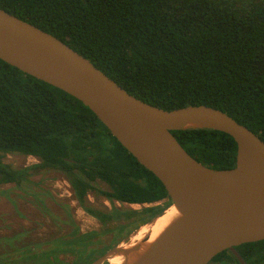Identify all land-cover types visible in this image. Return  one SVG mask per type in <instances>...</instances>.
I'll use <instances>...</instances> for the list:
<instances>
[{
	"label": "trees",
	"instance_id": "obj_1",
	"mask_svg": "<svg viewBox=\"0 0 264 264\" xmlns=\"http://www.w3.org/2000/svg\"><path fill=\"white\" fill-rule=\"evenodd\" d=\"M0 8L63 41L135 98L169 111L216 108L264 141V0H0ZM172 134L201 164L236 166L229 135ZM9 154L40 163L15 169L4 161ZM51 170L66 176L83 207L90 191L143 207L114 213L84 207L107 228L137 229L172 205H158L168 198L163 184L82 102L0 60V185L21 188ZM96 181L109 190L97 189ZM235 249L246 264H264V241ZM39 254L28 248L16 260L58 262V251ZM215 259L239 264L229 251Z\"/></svg>",
	"mask_w": 264,
	"mask_h": 264
},
{
	"label": "water",
	"instance_id": "obj_2",
	"mask_svg": "<svg viewBox=\"0 0 264 264\" xmlns=\"http://www.w3.org/2000/svg\"><path fill=\"white\" fill-rule=\"evenodd\" d=\"M0 60L82 102L163 184L180 213L154 243L120 244L92 264L115 256L123 264H209L225 251L246 264L235 248L264 241V141L247 127L213 107L147 104L63 41L1 8ZM191 129L232 137L236 166L216 170L189 155L172 132Z\"/></svg>",
	"mask_w": 264,
	"mask_h": 264
},
{
	"label": "rangeland",
	"instance_id": "obj_3",
	"mask_svg": "<svg viewBox=\"0 0 264 264\" xmlns=\"http://www.w3.org/2000/svg\"><path fill=\"white\" fill-rule=\"evenodd\" d=\"M5 162L16 169H21L38 164L39 160L20 154H9L5 156ZM96 187L101 191H108V187L103 183H97ZM89 197L88 202L99 210L136 211L141 209L140 206L109 202L95 192L90 193ZM69 217L72 223L69 220L66 223ZM70 226L81 228L90 236L84 239L85 243L81 246L82 250L78 251L77 248L80 247V241L75 242L72 248H68L72 252L70 250V252L63 254V264H76L77 258H80L81 255L93 253V257L100 251L107 252L113 246L132 242L135 238V232L140 228L124 232L115 228L117 224H113L109 228H101L100 224L87 215L77 203L65 176L56 171L33 176L31 182L23 185L22 189H18L14 185H0V239L9 233H19L8 231L11 229L24 228L29 232L34 230L35 234L40 236V240L34 236L33 242L42 243L43 249H49L48 245L52 247L49 240L61 235L58 228ZM18 246L21 251L24 246L23 242L16 243L14 248L10 245L4 247V244H0V255L11 254V257L21 255L22 252L14 250L18 249ZM59 254L55 256L58 257ZM79 262L81 261L79 260Z\"/></svg>",
	"mask_w": 264,
	"mask_h": 264
},
{
	"label": "flooded vegetation",
	"instance_id": "obj_4",
	"mask_svg": "<svg viewBox=\"0 0 264 264\" xmlns=\"http://www.w3.org/2000/svg\"><path fill=\"white\" fill-rule=\"evenodd\" d=\"M21 155V154H20ZM29 157H32V156H29ZM35 158V157H34ZM36 159H38V158H36ZM39 160V159H38ZM4 161H5V158H4ZM6 163V162H5ZM39 163H40V160H39ZM8 164V163H7ZM36 165V164H35ZM33 166V165H32ZM14 167V166H13ZM30 167V166H29ZM15 168V167H14ZM25 168H27V167H25ZM16 169V168H15ZM22 169V168H21ZM51 171H53V170H51ZM46 172H49V171H43V172H40V173H46ZM56 172H58V171H56ZM40 173H38V174H40ZM58 173H60V172H58ZM62 174V173H61ZM37 175V174H36ZM63 176H65L64 174H62ZM35 176V175H34ZM32 178V177H31ZM31 178H30V180H31ZM65 178H66V176H65ZM66 180H67V178H66ZM68 181V180H67ZM31 182V181H30ZM97 183H102V182H100V181H96V183L95 184H93L95 187H96V184ZM68 184H69V182H68ZM104 184V183H103ZM7 185H14L16 188H18L15 184H7ZM25 185V184H24ZM2 186V185H1ZM107 186V185H106ZM23 187V186H22ZM22 187L21 188H18V189H22ZM69 187H71L70 186V184H69ZM108 187V186H107ZM97 188V187H96ZM71 190H72V193H73V196H74V198L77 200V203L80 205V207H82L83 209H84V207H88V208H93V209H96V210H99V209H97V208H95V207H93L88 201H89V194L90 193H93V192H95V191H90V192H88V194H87V196H86V198H85V204H84V207L83 206H81V204H80V202L78 201V199H77V197L75 196V192H74V190H73V188L71 187ZM109 190V189H108ZM95 193H97V192H95ZM100 195V194H99ZM102 196V195H101ZM104 197V196H103ZM105 198V197H104ZM107 201H109V202H112V203H119V202H115V201H112V200H108L107 198H105ZM168 202H171L170 201V199L169 198H167V199H164L163 201H161L160 203H158V205H165V203H168ZM105 204V203H104ZM119 204H121V203H119ZM121 205H127V204H121ZM128 206H140V208L142 209L143 207L141 206V205H128ZM144 207H146V206H144ZM169 208V207H168ZM141 209H139V210H141ZM84 211L86 212V210L84 209ZM99 211H102V212H106V213H114V212H116V211H119V212H126V211H121L120 209H113V210H106V211H104V210H99ZM128 211V210H127ZM87 213V215H89V216H91L88 212H86ZM93 219H95L93 216H91ZM68 220H69V222L70 223H72V221H71V219H70V217L69 218H67V222L66 223H68ZM99 224H100V226H101V228H105L97 219H95ZM131 221H133L132 219L131 220H129V222H131ZM127 222V221H126ZM129 222H127V223H129ZM116 224V223H115ZM111 225H113V224H111ZM134 227V226H133ZM133 227L131 226V227H129V228H127V229H125V230H123V231H121V232H124V231H127V230H132L133 229ZM117 230H119L118 228H116ZM8 231H17V232H19V233H17V234H14V233H16V232H13V233H9L8 235H6V236H4V237H2V239H0V244L1 245H3L4 244V247L6 246L7 247V245H10V246H13V248L15 247V245H16V243L18 244L19 242H23V244H24V246H23V248L21 249V251L19 250L20 249V247L18 246V249H14V250H19L20 252H24V251H26L28 248L30 249H32V250H36V251H39L40 252V254H41V252L42 253H50V251L52 252V251H58V253H60L59 255H58V257H57V259H58V262H56L55 264H63L62 263V261H63V258H64V255L63 254H66L65 252H70V250L71 249H68V248H72L73 247V245H75L74 243L75 242H78V241H80V247H77L78 248V251H80V250H82V248H81V246L85 243L84 242V239H87V238H89L88 236H90L89 235V233H86L84 230H82L81 228H76V227H72V226H70V227H66V228H58V231H59V233L61 234L60 236H57V237H54V238H52V239H50L49 240V242H51V243H49V244H51L52 245V247L50 246V245H48L49 246V249H43L42 248V243L40 244V243H37V242H33V238H34V236L36 237V238H38L39 240H40V236L39 235H36L35 233V231L33 230L32 232H29V230H26V229H24V228H19V229H11V230H8ZM35 239V238H34ZM13 242H14V244H13ZM33 242V243H32ZM83 242V243H82ZM69 246V247H68ZM118 246V245H117ZM117 246H113V247H111L109 250H111V249H113V248H115V247H117ZM0 249H1V247H0ZM108 250V251H109ZM107 251V252H108ZM71 252H72V250H71ZM107 252H105V251H100V253H98L97 255H95V256H93V257H91L92 256V254L91 253H88L87 255H85L84 256V261H81L80 263H78V264H86V261H89V264H92L94 261H96V260H98L99 258H101L103 255H105ZM226 252V251H225ZM231 253V252H230ZM38 255V256H40L41 257V255ZM2 255H4V254H2ZM233 255V254H232ZM66 256V255H65ZM234 256V255H233ZM22 257V254L21 255H18V256H13V257H11V254H8L7 256H5V259H4V264H24V262H22V261H17L16 259H20ZM217 257V256H216ZM215 257V258H216ZM38 258V257H37ZM213 259L209 264H236L234 261H232V260H216V259ZM236 259V258H235ZM51 260L52 261H54L55 262V260H54V257H51ZM236 261L238 262V260L236 259ZM36 262H37V264H39L40 263V259H37V260H35L34 262H31L30 264H36ZM39 262V263H38ZM239 263V262H238ZM246 263V262H245ZM77 264V263H76ZM240 264V263H239Z\"/></svg>",
	"mask_w": 264,
	"mask_h": 264
},
{
	"label": "bare ground",
	"instance_id": "obj_5",
	"mask_svg": "<svg viewBox=\"0 0 264 264\" xmlns=\"http://www.w3.org/2000/svg\"><path fill=\"white\" fill-rule=\"evenodd\" d=\"M180 216L179 211L174 207H170L161 217L154 220L151 224L144 226L140 229L134 240V243L140 242L141 240L148 238V244L154 243L160 235ZM144 231L146 234L144 235ZM106 264H123L121 257H112Z\"/></svg>",
	"mask_w": 264,
	"mask_h": 264
}]
</instances>
